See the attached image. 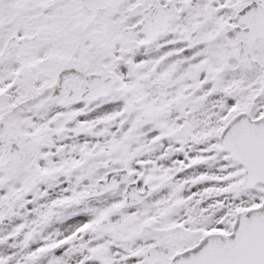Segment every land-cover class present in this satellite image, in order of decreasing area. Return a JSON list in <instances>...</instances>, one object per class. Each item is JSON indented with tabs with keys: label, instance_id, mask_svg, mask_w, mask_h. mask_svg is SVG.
<instances>
[{
	"label": "snow or ice",
	"instance_id": "obj_1",
	"mask_svg": "<svg viewBox=\"0 0 264 264\" xmlns=\"http://www.w3.org/2000/svg\"><path fill=\"white\" fill-rule=\"evenodd\" d=\"M0 264H264V0H0Z\"/></svg>",
	"mask_w": 264,
	"mask_h": 264
}]
</instances>
